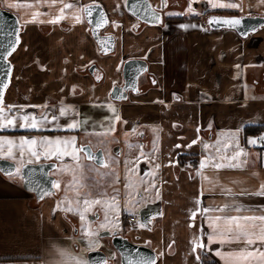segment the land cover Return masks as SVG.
I'll list each match as a JSON object with an SVG mask.
<instances>
[{"label": "crops", "instance_id": "crops-1", "mask_svg": "<svg viewBox=\"0 0 264 264\" xmlns=\"http://www.w3.org/2000/svg\"><path fill=\"white\" fill-rule=\"evenodd\" d=\"M148 1L161 13V23L148 24L137 19L128 11L127 0H64L77 8L101 7L107 24L100 31L102 37L96 40L90 26L91 15L79 13L81 22L77 23L74 10L66 9V18L51 24L46 21L59 14L61 3L49 6L45 0H0L1 7L13 12L21 26L18 45L21 55L10 60L13 72L4 93V105L23 107V111L13 107L9 115L28 114L37 118L46 115L49 121L39 130L20 126L0 130V138L19 141L24 137L37 140L75 137L79 148L81 134L88 125L74 130H64V126L72 119L83 121V114L92 108L115 105L121 117L115 122V131L107 132L110 124L104 117H99L104 121L101 128L93 130L90 118L88 131L107 134L104 140L90 138L86 142L102 148L104 155L108 148L121 157L129 145L122 138V131L144 130V137L135 135L131 141L151 148L153 135L148 125L168 119V136L161 125L159 151L155 153L161 164L162 215L149 231L132 229L135 224L132 223L129 235L155 250V264H202L203 260L208 264H264L260 258L245 261L217 255V251L221 254L238 251L245 244L243 241L210 244L207 234L211 229L197 211L231 204L240 206L241 211L232 210L229 215H264V196L251 194L264 184V145L257 140L264 137V25L242 37L234 29H213L206 24L210 16L264 17V0H215L235 3L238 7L234 9L214 8V0H167V7L162 5V0ZM189 6L194 9L193 13H188ZM37 12L44 13L38 20L45 23L29 22ZM203 16L204 20L198 19ZM128 59L146 62L147 70L140 78L144 85L138 93H130L126 100L117 101L111 97V89L123 82V65ZM18 75L19 82H16L13 79ZM64 107L74 111L69 116H60V109ZM53 116L57 119L53 120ZM248 125H262L263 130L244 135L243 129ZM30 130L47 133H19ZM205 140L219 141L220 154L226 156H232L228 151L232 146L238 150V143L247 153L239 160L246 163L238 169L216 170L209 165L201 170V161L218 155L217 148L209 144L205 153ZM250 140L257 143L250 144ZM111 141L113 144L108 143ZM226 144L230 147L225 150ZM180 155L184 156V163L178 167ZM79 156L80 163L82 155L79 153ZM6 159L19 166L18 152L14 159ZM27 160L26 153L24 164ZM39 162H56V169L76 168L71 155L61 159L56 156L46 159L41 155L33 163ZM149 169L146 162L140 172L144 174ZM198 171L203 176L197 175ZM58 174L72 182L70 171L59 170ZM209 181H218L231 189L233 195L222 193L219 187L208 191ZM116 188L111 193L121 192ZM198 198L199 205L195 203ZM59 201L49 195L37 202L34 194L19 183L18 176L10 178L0 173V264H47L74 258L90 264L87 253L100 246V241L90 244L79 236L73 228V216L57 209ZM194 211H197L195 219L192 218ZM260 227V222H256L250 231L259 233ZM201 241L206 247L193 252L194 244ZM257 247L264 251V245L259 243L249 250ZM57 250L67 255L60 257Z\"/></svg>", "mask_w": 264, "mask_h": 264}, {"label": "snow or ice", "instance_id": "snow-or-ice-1", "mask_svg": "<svg viewBox=\"0 0 264 264\" xmlns=\"http://www.w3.org/2000/svg\"><path fill=\"white\" fill-rule=\"evenodd\" d=\"M46 3L49 4V6H55L57 3H61L62 7L58 10L59 14L46 21L47 23L51 24H58L61 20L66 18L65 10L70 9L74 10V19L77 23L81 22V15L79 13H84L87 15H91V8L85 7V8H77L74 3H67L64 2V0H45ZM195 2V0H194ZM162 5L164 7H167V0H162ZM11 6V5H10ZM212 7L214 8H229L234 9L237 8L238 5L235 3H222V2H212ZM154 11V18L157 21H160V16L158 13H155ZM194 9L189 6L188 13H193ZM170 15L172 13H169ZM44 15V13H35L33 15V18L29 22H39V23H45L44 20H38V17ZM102 23L105 22L101 21ZM209 23H223L229 27H237L242 26L241 20L238 19H225V20H219L217 18H213V20H210ZM118 26V25H117ZM192 27H195L193 25ZM20 37L17 34L15 41H11L7 48L4 50L3 58L7 59V57L11 56L15 51L17 46L19 45ZM110 42V38H109ZM10 48V50H9ZM239 67V65H237ZM11 71V69H9ZM155 83V81H153ZM9 87V83L5 82L3 84H0V130L9 128V127H25L30 129L39 130L45 126L46 122L48 121V117L46 115H41L39 118L24 114L23 116H17L15 114L9 115V113L12 112V108L16 107L19 108L21 111H23L22 106H14V105H4V92ZM123 98V97H121ZM163 103V101H161ZM33 107H40V106H33ZM43 107H47V105H44ZM109 110L113 113V123L107 130V132H114L115 131V122H119L121 120V117L117 111V109L109 105ZM74 110L69 107H64L60 109V116H69ZM53 120L57 119V117L53 116ZM18 121H22V123H18ZM125 123H127L125 121ZM84 124H87V121H76L75 119H72L70 123H67L64 126V130H74L82 127ZM199 131V129H198ZM103 133V134H107ZM264 140V137L261 138ZM193 143H196V141H193ZM250 144H256V140H250L248 141ZM129 148L138 147L137 145H128ZM179 147V145L177 146ZM206 149L209 147V145L204 146ZM225 150L230 147V145H225ZM237 151L233 153L232 156H226L221 155V149L217 148V157H206L205 160L201 161L200 163V169H205L211 165L214 169L220 170V169H238L242 168L244 166L245 162H241L239 160L241 155H247V153L239 148V145L237 143L236 145ZM71 148L72 151L69 152L68 149ZM19 153V166L15 169L14 175L21 176L22 178V172L24 167V157L27 153L28 160L27 163H33L34 159L39 160L41 155H44L46 159H50L52 156H56L57 159H61L64 155H71L72 159L76 162V169H69V168H62L60 171L62 172H71L73 176V187H83L84 184L82 182L81 177L77 176L76 172L77 169H82L83 166L79 163V153H84L86 158L89 160H95V155L91 151H87L86 147H76V138L72 137L70 139H48V138H42L40 140H37L36 138H21L19 141L11 140L8 138H0V158H15L16 153ZM143 155V153H141ZM34 158V159H33ZM115 158L109 156L108 161H112ZM217 160L219 162H217ZM224 161H227L226 163ZM235 161V163L233 162ZM100 166L104 168L109 167V163L105 161H101ZM93 171H96L101 176H108L112 175V172L109 173H100L99 169H92ZM134 170V169H133ZM9 175H13V173H9ZM197 175L203 176L202 171H198ZM205 180H208V177H203ZM118 182V177L116 178ZM211 184V187L208 189V191H212L215 188L219 187L222 193H227L228 195H233L231 189H227L219 184L218 181H209ZM53 188L59 189L60 183L59 181L53 182ZM127 186V185H126ZM50 193L44 192L42 193L41 198H43L44 195H49ZM252 195L256 196H264V184H261V187L258 191L251 193ZM77 196H79V192L77 191ZM201 196H203V193H201ZM67 202L66 207H62V205ZM80 201L77 200V204L79 205ZM84 207L83 212L80 211L79 207H72V202L68 200L67 197H65V201H62L61 204L57 205L58 210H62L65 212H76L79 213L81 216V219H85L84 213H86L91 206L97 205V204H107L109 206V209H114L116 207V204L118 203L116 201V197L113 196L110 201H103L101 199H93L89 200L87 198L83 199L82 201ZM195 203L199 205L201 203V200L198 198ZM236 211L240 212L241 208L240 206H235L231 204H226L223 207L220 208H210V207H204L202 210L197 209V211L201 212V214L204 216L205 221L207 222L208 227L211 229V232L207 234V239L210 244L217 243L221 245H227V244H239L241 241L245 244V247L240 248L238 251H232L227 252L224 254H221L219 251H217V255H223L227 258H240L242 260H249L250 258H260L264 259V251H261L260 248H255L252 250H249V247L252 245H256L257 243L264 245V215L256 216V215H250V216H232L229 215V211ZM247 210V209H245ZM197 211H194L192 213V218L195 219L197 215ZM212 212H219L222 213V215H216L211 216L208 215ZM108 215L107 212L105 213V219L107 220ZM221 222H223V226L221 225ZM256 222H260V231L259 233L250 231V228L256 227ZM101 227H104L102 224ZM203 231V229H201ZM86 236H92L94 235L91 231L85 230L84 233ZM92 241L90 240V244ZM206 245L201 241L194 244L193 252H196L197 248L204 249ZM57 255L60 257H65L67 253L63 250H57ZM197 259L200 257L197 256ZM47 264H86L85 261L80 259H72L71 261L65 260V259H57L48 261ZM144 264H155L154 261H145Z\"/></svg>", "mask_w": 264, "mask_h": 264}, {"label": "rangeland", "instance_id": "rangeland-1", "mask_svg": "<svg viewBox=\"0 0 264 264\" xmlns=\"http://www.w3.org/2000/svg\"><path fill=\"white\" fill-rule=\"evenodd\" d=\"M21 53L18 51V46L16 48V51L10 56V60L16 59V57H20ZM18 69H20L21 65H18ZM20 72V70H19ZM19 75L16 76L15 79L16 82H19ZM115 87V86H113ZM113 89V88H112ZM111 89V91H112ZM110 91V93H111ZM114 104H117V102L114 101ZM115 107V105H114ZM116 108V107H115ZM118 111V108H116ZM87 116V118H85ZM83 121H87L88 125L87 130H84V133L81 134L82 141L86 142L90 138L92 139H100L103 140L106 139V134H103V132H90L88 129L90 128L89 125V119H92V129L98 130L101 128L102 123L104 121H100L101 118L107 122H109L110 126L113 123V113L109 110L108 106L98 107V108H92V110L89 113L83 114ZM168 118V117H167ZM85 125V124H84ZM161 125L164 127L165 134L168 136V119L163 123H153L151 125H148L149 132L153 135V142L150 147H145L141 143L137 141H131V138L135 136L136 132H125L122 131L121 135L122 138L125 139L126 145H137L138 147L129 148L126 147L125 154L121 157L112 154L109 149L105 148V159L106 162L109 163L108 168H104L102 166H97L93 163H90L86 161L83 156H81L80 165L83 166L82 169H78L76 174L77 176L81 177L82 182L84 184L83 187H73V176H71V181H67L65 185L66 189L62 191V197L59 201L61 204L62 201H65V197L68 198L72 202V207L76 208L79 207L80 211L83 212L84 205L82 203L83 199L87 198L89 200L93 199H101L103 201H110L113 196L116 197V201L118 202L116 204V207L114 209H109V206L107 204H97L94 206H91L90 209L84 213L85 219H81V216L79 213L76 212H67L68 214H71L76 222V229L79 232V236L85 237L88 240V243H90V240L92 243L93 241H100L99 239V233L109 230H118V228L121 225L122 221V215L125 214H134L137 217L139 216V210L142 205H144L146 202L152 200H161L163 199V186L160 183V174H161V164H160V158L156 156L155 153L159 151V145L158 141L161 136ZM109 126V127H110ZM108 127V128H109ZM92 130V131H93ZM114 140V139H111ZM204 140V139H203ZM258 140V139H257ZM114 141L108 142L113 144ZM205 145L209 144L211 145V148H218L219 141H204ZM264 145V144H262ZM112 145H110L111 147ZM205 153H207V149L205 148ZM229 153L233 155L235 151V145L232 146L229 150ZM143 153V155H141ZM111 156L115 158L112 161H108V157ZM147 162L150 165V169L147 172H144V174H141L140 171H138V163L139 161ZM87 164V165H86ZM89 164V165H88ZM113 165L115 167H113ZM135 166V168H134ZM73 167H76L73 164ZM134 168V170L132 168ZM99 169L100 173H109L112 172V175L108 176H101L96 171H93L92 169ZM76 169V168H75ZM167 176V173H165ZM118 177V182L116 178ZM18 179L20 180V176H18ZM63 179L59 178V181L61 182ZM107 180L109 181L107 183ZM127 185V186H126ZM120 187L122 186L124 188L122 193H111L113 187ZM147 186V187H146ZM58 190V189H57ZM77 191L79 192V196H77ZM77 200L80 201L79 205L77 204ZM173 199H171V202ZM67 202H65L62 207H66ZM60 212L65 213V211L60 210ZM107 212L108 218L105 219V213ZM98 215V218H95V215ZM159 217L154 219V221L151 223L153 226H155L156 222H158ZM104 225V227H101V225ZM131 227V226H130ZM147 229L138 219V221L132 226V229ZM85 230L91 231L94 235L92 236H86ZM107 239L103 240L106 241ZM119 255L115 253L114 255V261L108 260L106 264H117L119 263Z\"/></svg>", "mask_w": 264, "mask_h": 264}, {"label": "water", "instance_id": "water-1", "mask_svg": "<svg viewBox=\"0 0 264 264\" xmlns=\"http://www.w3.org/2000/svg\"><path fill=\"white\" fill-rule=\"evenodd\" d=\"M91 8L90 26L92 34L97 40L102 37L100 34L101 29L107 24V19L101 7L89 6ZM126 7L137 19L148 24L161 23V13L154 9L148 0H127ZM160 16V21L154 18V11ZM213 18L219 20L225 19H238L241 20L242 26L229 27L223 23H209ZM103 21L105 22H101ZM206 24L213 29L231 28L237 33L246 37L258 28L264 25V17L260 16H210L206 20ZM21 26L19 18L11 11L4 9L0 5V84L5 82L10 83L13 65L7 57L3 58L4 50L8 47L11 41H15L17 34H20ZM10 50V48H9ZM11 69V71H9ZM147 64L144 60L128 59L123 65V78L124 83L122 86H115L112 90V98L117 101H123L128 98L129 92L137 93L140 76L146 71ZM6 91V90H5ZM5 93V92H4ZM123 97V98H121ZM91 150V149H90ZM92 152V150H91ZM97 158L94 160L98 165L104 161L103 153L98 150ZM57 167L56 162H39V163H26L22 172V186L23 188L34 194L37 202L43 201L46 196L54 195L56 193L53 188V182L56 178L51 174V171ZM17 165L14 161L6 158H0V173L4 176H12L9 173H15ZM48 192L49 195L42 193ZM153 211L142 209L139 213L140 219L144 225H148L153 216L159 215L162 212L161 203L150 205ZM111 237V245L118 252L120 256L119 264H144L145 261H157V254L154 249L147 245L137 244L132 242L128 237L122 236L114 232H102L100 237ZM90 264H106L108 262L107 254L100 249L91 250L87 253Z\"/></svg>", "mask_w": 264, "mask_h": 264}, {"label": "flooded vegetation", "instance_id": "flooded-vegetation-1", "mask_svg": "<svg viewBox=\"0 0 264 264\" xmlns=\"http://www.w3.org/2000/svg\"><path fill=\"white\" fill-rule=\"evenodd\" d=\"M147 70V69H146ZM146 72V71H145ZM145 72L140 76V78L145 74ZM123 83H124V80H123V82H121L120 84H118V85H116V86H122L123 85ZM143 85H144V83L143 84H141V82H140V79H139V85H138V91H137V93L139 92V90L141 89V88H143ZM130 93H132L131 91L129 92V94ZM129 96V95H128ZM112 97V96H111ZM136 132V136L137 135H139V136H141V137H144L145 136V134H144V130H142V129H139V130H137V131H135ZM135 136V137H136ZM80 147H86V150L87 151H91L92 150V153H94V155H95V159L97 158V154H95V153H97V151L98 150H101L102 151V153H103V157H104V161H106V159H105V155H104V152H103V150H102V148H100V147H93L90 143H88V142H83L82 141V143L80 144ZM91 149V150H90ZM119 148L118 147H116L114 150L115 151H117ZM82 156H83V158L86 160V161H88V162H90V163H93V164H95V165H97V166H100V165H98L95 161H93V160H89V159H87L86 158V156H85V154L84 153H80ZM139 165H138V171H143L144 170V168L146 167V162H144V161H139V163H138ZM17 165V164H16ZM87 165V164H86ZM89 165V164H88ZM18 167V166H17ZM132 168V167H131ZM134 168H135V166H134ZM134 168H132V169H134ZM59 170L60 169H53L52 171H51V174L53 175V176H55V178H56V180L55 181H59V178H62L63 180L60 182L59 181V183H60V187H59V189L57 190V189H55L56 190V193L53 195L55 198H57V199H61V197H62V191H64L65 189H66V187H65V185L64 184H66V180L68 179L67 177H64L63 175H59L58 173H59ZM12 176H14V175H12ZM16 176V175H15ZM21 177V176H20ZM117 190H121V192H119V193H122L123 192V190H124V188H119V187H117L116 188ZM158 203H161V200H154V201H152V200H150V201H148V202H146L144 205H142L141 207H140V210H139V213H140V211L142 210V209H145V208H147V210H150V212L151 211H153V209L152 208H148L150 205H153V204H158ZM161 207H162V204H161ZM126 214L124 213L123 215H122V221H121V225H120V227L118 228V230H113V231H109V230H106V231H103V232H110L111 234H113L114 232H116L117 234H120V235H122V236H125V237H128L132 242H134V243H137V244H142V245H146V244H143V243H141L137 238L135 239V238H133L132 236H130L129 235V233H128V230H129V228H130V225L132 224V223H136L137 221H138V219L140 220V222L142 223V221H141V219H140V215L137 217L136 215H134V214H131V215H134L135 217H136V220L134 221V222H132V223H129L127 220H125L124 219V216H125ZM162 215V212H161V214H159V215H156V216H153L152 218H151V220L149 221V223H148V225H144L143 223V225L147 228V229H145L144 228V230H147V231H149V230H151V227H152V222L154 221V219H156V218H158V217H160ZM95 218H98V215L96 214L95 215ZM75 222V221H74ZM73 222V223H74ZM73 228L76 230V222L73 224ZM100 233H102V232H100ZM100 233H99V239H100V246H98V247H96V248H94V249H92V250H96V249H100V250H103L106 254H107V256H108V260H111V261H114V255H115V253H117L118 254V252L114 249V247L111 245V237H100ZM105 239H107L106 241H103V240H105ZM148 246V245H147ZM151 248V247H150ZM119 255V254H118ZM120 257V256H119ZM119 262H120V259H119Z\"/></svg>", "mask_w": 264, "mask_h": 264}, {"label": "trees", "instance_id": "trees-1", "mask_svg": "<svg viewBox=\"0 0 264 264\" xmlns=\"http://www.w3.org/2000/svg\"><path fill=\"white\" fill-rule=\"evenodd\" d=\"M196 18V17H195ZM206 17H199L198 19L204 20ZM186 19H193V17H187ZM10 59V56H9ZM263 130V126L262 125H248L245 126L243 129V133L244 135L247 134H258ZM19 133H26V134H43V133H47L44 131H34V130H30V131H25V132H19ZM184 163V156H178V161H177V166L180 167L182 164ZM15 176V175H14ZM7 177H13V176H7ZM19 183H22V178L20 177ZM119 264V263H117ZM202 264H208L205 260L202 261Z\"/></svg>", "mask_w": 264, "mask_h": 264}, {"label": "built area", "instance_id": "built-area-1", "mask_svg": "<svg viewBox=\"0 0 264 264\" xmlns=\"http://www.w3.org/2000/svg\"><path fill=\"white\" fill-rule=\"evenodd\" d=\"M258 141L261 143V144H264V140H262L261 138H258ZM124 219L127 220L129 223H132L136 220V217L134 215H131V214H126L124 216Z\"/></svg>", "mask_w": 264, "mask_h": 264}]
</instances>
